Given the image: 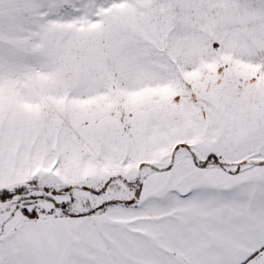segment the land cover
I'll return each mask as SVG.
<instances>
[{
    "label": "snow or ice",
    "instance_id": "1",
    "mask_svg": "<svg viewBox=\"0 0 264 264\" xmlns=\"http://www.w3.org/2000/svg\"><path fill=\"white\" fill-rule=\"evenodd\" d=\"M0 264H264V0H0Z\"/></svg>",
    "mask_w": 264,
    "mask_h": 264
}]
</instances>
